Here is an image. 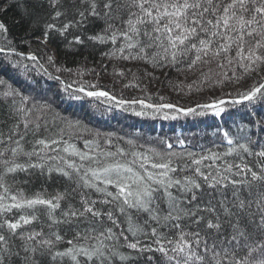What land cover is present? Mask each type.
<instances>
[{"label":"snow or ice","instance_id":"1","mask_svg":"<svg viewBox=\"0 0 264 264\" xmlns=\"http://www.w3.org/2000/svg\"><path fill=\"white\" fill-rule=\"evenodd\" d=\"M4 4L22 9L21 23L43 21L45 45L55 32L70 48L99 49L119 78L139 80L118 66L136 62L195 76L170 80L174 89L235 93L194 107L123 99L51 76L31 52L0 48L19 57L0 62V264H264V0H3L0 10ZM46 61L56 66L54 55ZM36 67L74 100L138 117L210 111L222 123L207 142V133L155 143L92 134L53 115L51 87L14 86L17 74ZM238 105L240 121L229 113Z\"/></svg>","mask_w":264,"mask_h":264},{"label":"trees","instance_id":"2","mask_svg":"<svg viewBox=\"0 0 264 264\" xmlns=\"http://www.w3.org/2000/svg\"><path fill=\"white\" fill-rule=\"evenodd\" d=\"M2 2L3 0H0V3ZM9 3H12V0H9ZM4 8L8 10H0V20H3V22L7 24L8 33L6 37L0 34V48L15 49L16 52L23 53L25 56L29 52L37 55L40 58V63L44 64L45 68H47V72L56 73L57 76L61 77L62 81L67 83H72L74 81H80L85 85L92 83L98 85L100 90H108L118 98L147 99V97L151 96L152 99L149 101L151 103H173L181 107H194L196 104L209 103L213 99L225 96L228 92L235 93V86L212 88L213 91L209 92L207 89H204L207 90L205 93H203V91L200 93V91L195 90V88L191 90L187 87H184L183 90L179 88L174 89L169 84L170 80L174 84H179L181 81H183L184 84H188L195 79V76L189 74L188 78L185 79L183 75H178L174 71L170 73L166 71H155L150 67L136 62H123L118 66L131 68L132 72L139 77V80L134 79L132 73H126V78L124 79L119 78L113 75L111 61H101L99 49L94 50L87 46H75L70 48L66 46L64 38L55 32L49 34L47 43L54 50L53 54L56 59V66L53 67L48 65L46 61V56L49 55L48 50L43 44H38L37 40L34 41L37 38L41 39V33L44 27L43 21L40 22L39 26L35 24L29 26L26 23L20 22L21 8L13 7L9 9L8 4H4ZM49 22L58 25L61 23V21H52L50 18ZM69 38L71 37L69 36ZM7 58L13 60L19 59V57L14 55H9ZM2 60L7 59L0 53V62H3ZM23 62L30 66L33 64V62L29 60H24ZM102 63L108 66L106 70L101 67ZM57 67L61 68V71L57 72ZM145 68L151 75L145 76L143 74ZM39 69V67H36L28 71L26 78L33 81V86H35V82H39L40 88L38 90L51 87L52 91L50 95L53 98H48L54 101L53 115L59 113V116L62 118L71 121H79L81 125L90 130L92 134L97 131L100 133L113 132L119 136L129 138L139 137L142 142L148 143H155L160 139L169 137L171 141L174 142L175 138H173V134L177 129H182L183 132L191 134V137L182 136V138H188L189 140L193 138L199 139L207 133V136L204 137L205 142H207V140L212 138L215 126L222 123L220 117H215L210 114L205 116H192L191 118H196L194 120H187L184 118L186 116L176 114V119L173 121H166L158 119V115L154 117L151 110H148V115L139 117L133 115L131 111H126L127 115L122 114L125 113V111L120 109L115 110V108H111L110 110L112 111H108L104 108L105 113L102 109V104H97L95 99L83 97L80 100H74L69 98L67 93L61 90L63 86H61L58 81L57 87H53L52 85L47 87L48 83H45L46 80L44 81L39 77ZM65 69H70L71 71H66ZM92 69H95V71H92ZM81 73L83 74L81 75ZM46 76L48 75L46 74ZM152 76H155L156 79H152ZM18 78L19 77L16 76V83L14 86L22 88L23 84L26 83L28 79H23L21 81V78ZM43 78L47 79V77ZM129 83H138L139 87H125V85ZM141 89H144V91H141ZM218 89H222V92L225 94H220ZM53 92L57 93V99H55L56 96H52ZM160 96L165 98L164 101H160ZM135 107L139 110V105ZM107 108H109V106H107ZM164 111L168 110L165 109ZM229 113L232 118L240 121L244 116L243 105L230 108ZM171 114L173 115V113ZM226 115H228V113H226ZM141 118H143V120H141ZM168 133L171 135H168ZM75 142L79 147H83L82 139H77Z\"/></svg>","mask_w":264,"mask_h":264},{"label":"rangeland","instance_id":"3","mask_svg":"<svg viewBox=\"0 0 264 264\" xmlns=\"http://www.w3.org/2000/svg\"><path fill=\"white\" fill-rule=\"evenodd\" d=\"M38 41L37 43L39 44H43V43H41V39H39V38H37V39H35L34 41ZM44 46H45V48L48 50V52H49V55H54L53 54V52H54V50H53V48L51 47V46H49L48 44L47 45H45V44H43ZM2 55H4V58H6L7 60L8 59H11V58H7L10 54L9 53H7V52H4V53H1ZM7 60H2L3 62H6ZM24 63V62H23ZM30 66V65H29ZM34 69V68H33ZM36 72H38V71H36ZM39 72H40V78L41 79H43L44 81L46 80V82L45 83H48V86L47 87H49L50 85H52L53 87L54 86H56L57 87V81H55V80H53V79H51L50 77H49V75L48 76H46V74L44 73V70L43 69H39ZM49 73V72H48ZM51 74V76H57V74L56 73H50ZM39 75V74H38ZM43 75V76H42ZM16 76H18L19 78H21L20 80L22 81L23 79L25 80V79H28V78H26V76L24 75V73L22 72V73H20V74H17ZM43 77H47V79L46 78H43ZM18 78V79H19ZM29 80V81H28ZM27 81H26V83H30V84H32L33 83V81L32 80H30V79H28ZM61 86H63V85H61ZM63 88V87H62ZM204 89H207L208 90V92L209 91H213V89L212 88H204ZM201 90V91H203V93H205L207 90ZM43 90H46V89H43ZM200 91V93H202ZM218 91H219V93L220 94H225L224 92H222L223 90L222 89H218ZM53 96V95H52ZM48 97L50 98V99H52L53 97H51V95H50V92L48 93ZM223 98H226L227 99V96L225 95V96H222ZM88 98V97H87ZM55 99H57V96L55 97ZM90 99V98H89ZM91 99H94V98H91ZM96 100V99H95ZM96 102H97V104H99V105H101L102 104V106H103V111L105 112V110H104V108H106L108 111H112V110H110L109 108H107V104H105V103H102L101 101H97L96 100ZM101 109V110H102ZM115 110H119V108H115ZM106 113V112H105ZM122 114H125V115H127V112L125 111V113H122ZM209 114L210 115H212L211 114V112L209 111ZM171 112L169 113V116L171 117ZM192 116L191 115H189V116H186V117H184L185 119H189V120H194V119H196V118H191ZM158 119H160V120H166V121H173L174 119H171V118H169V119H164L161 115H158V117H157ZM136 119V118H135ZM141 120H143V118H141ZM164 123H170V122H164ZM183 130L182 129H177L176 130V132L173 134V138H177V137H182V136H187V137H191V134L190 133H186V132H183ZM171 140V139H170ZM175 141V140H174Z\"/></svg>","mask_w":264,"mask_h":264},{"label":"bare ground","instance_id":"4","mask_svg":"<svg viewBox=\"0 0 264 264\" xmlns=\"http://www.w3.org/2000/svg\"><path fill=\"white\" fill-rule=\"evenodd\" d=\"M168 135H171V134H169V133H168ZM166 139H169V140H170V138H169V137H167Z\"/></svg>","mask_w":264,"mask_h":264}]
</instances>
